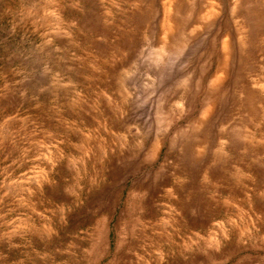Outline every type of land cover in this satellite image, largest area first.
Returning a JSON list of instances; mask_svg holds the SVG:
<instances>
[{
    "label": "rangeland",
    "instance_id": "rangeland-1",
    "mask_svg": "<svg viewBox=\"0 0 264 264\" xmlns=\"http://www.w3.org/2000/svg\"><path fill=\"white\" fill-rule=\"evenodd\" d=\"M0 264H264V0H0Z\"/></svg>",
    "mask_w": 264,
    "mask_h": 264
},
{
    "label": "bare ground",
    "instance_id": "bare-ground-1",
    "mask_svg": "<svg viewBox=\"0 0 264 264\" xmlns=\"http://www.w3.org/2000/svg\"><path fill=\"white\" fill-rule=\"evenodd\" d=\"M221 48L223 49V51L225 50V43H224V41H222V43H221Z\"/></svg>",
    "mask_w": 264,
    "mask_h": 264
}]
</instances>
